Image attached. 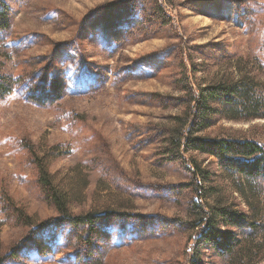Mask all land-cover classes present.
Wrapping results in <instances>:
<instances>
[{"label": "rangeland", "instance_id": "rangeland-1", "mask_svg": "<svg viewBox=\"0 0 264 264\" xmlns=\"http://www.w3.org/2000/svg\"><path fill=\"white\" fill-rule=\"evenodd\" d=\"M5 2L12 26L0 39V75L19 81L0 97V264H264V231L234 229L241 244L228 256L200 244L204 224L193 228L198 202L229 205L263 227L264 184L251 197L215 157L168 151L199 87L243 80L264 100V0ZM236 116L199 135L264 146V101ZM34 154L73 214L113 213L99 222L94 255L68 247L81 242L69 230L21 225L18 210L36 225L59 216ZM42 243L63 247L41 259ZM15 247L19 259H8Z\"/></svg>", "mask_w": 264, "mask_h": 264}, {"label": "trees", "instance_id": "trees-1", "mask_svg": "<svg viewBox=\"0 0 264 264\" xmlns=\"http://www.w3.org/2000/svg\"><path fill=\"white\" fill-rule=\"evenodd\" d=\"M11 26L10 9L5 0H0V39L6 37ZM18 81V78L12 76L3 77L0 75V97L12 93ZM192 93L193 95L190 94L189 103L191 108H189L188 115L186 117L177 116L175 120L178 124L168 134L169 153L172 151H193L213 156L229 177H240L248 182L251 197L257 194L260 191L258 187L261 189V186H256V182L260 181L261 184H264V146L251 139L211 138L199 134L222 119L238 120L236 114L242 106H249L255 112L259 111L264 101L261 99V91H254L243 80H222L214 85L199 87L197 93ZM262 116L263 114H256L255 117ZM183 125H190V127L187 131L180 133V128ZM33 157L38 169L37 182L44 200L55 207L59 216L54 220L36 225L30 216L18 210L20 211L18 217L21 219V225L34 229L52 230L53 233L58 229L69 230L74 236H80L81 242L77 241L76 244L71 242L67 246L82 251L88 257L94 255V247H98L95 244V237L100 233V230L98 231L99 222L108 216H112L113 213L91 211L81 215L73 214L70 208L69 196L56 183L45 158L36 154ZM191 163L195 166V173L201 172L198 175L203 182L209 181L197 161L192 160ZM238 190L244 193V189ZM204 198L207 199V196ZM205 204L208 208L207 211L204 210L202 202L201 204L198 202L195 212L198 214L200 210L202 217L193 225V228H199L204 224L199 242L201 245L210 246L217 253L231 256L241 244V239L234 229L257 234L264 231V225L261 227V223L251 220L253 218L243 212L233 210L229 205L218 206L209 202ZM28 238L30 239V237H26L19 247L28 242ZM62 247L63 245L50 246V244L42 243L36 247L35 251L43 259L46 257L45 255H51V257L57 255L61 252ZM19 255L15 247L7 257L15 260L19 259ZM196 258H194L192 264H204Z\"/></svg>", "mask_w": 264, "mask_h": 264}]
</instances>
